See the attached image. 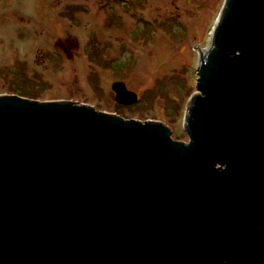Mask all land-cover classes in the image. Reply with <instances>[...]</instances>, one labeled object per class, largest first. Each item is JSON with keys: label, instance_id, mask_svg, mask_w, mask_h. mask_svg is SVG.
<instances>
[{"label": "water", "instance_id": "water-1", "mask_svg": "<svg viewBox=\"0 0 264 264\" xmlns=\"http://www.w3.org/2000/svg\"><path fill=\"white\" fill-rule=\"evenodd\" d=\"M219 16L187 143L158 123L0 96V264H264V0H225Z\"/></svg>", "mask_w": 264, "mask_h": 264}, {"label": "rangeland", "instance_id": "rangeland-1", "mask_svg": "<svg viewBox=\"0 0 264 264\" xmlns=\"http://www.w3.org/2000/svg\"><path fill=\"white\" fill-rule=\"evenodd\" d=\"M225 0H0V96L70 101L187 143L199 53ZM122 82L137 95L114 100Z\"/></svg>", "mask_w": 264, "mask_h": 264}, {"label": "bare ground", "instance_id": "bare-ground-1", "mask_svg": "<svg viewBox=\"0 0 264 264\" xmlns=\"http://www.w3.org/2000/svg\"><path fill=\"white\" fill-rule=\"evenodd\" d=\"M220 18H221V16H219L218 17V20H217V22H216V24H215V26H214V28H216L217 26H218V24H219V22H220ZM214 30V29H213ZM211 31V33H210V39H209V47L207 48V49H205V50H203V51H201L200 50V55H199V60H201L204 56H205V54H207L208 53V51L210 50V48H211V46H212V42H213V35H214V31Z\"/></svg>", "mask_w": 264, "mask_h": 264}]
</instances>
